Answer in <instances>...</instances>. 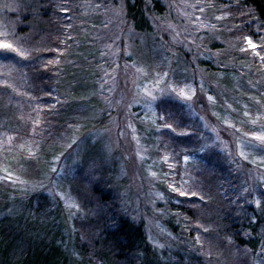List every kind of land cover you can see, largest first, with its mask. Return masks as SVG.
I'll list each match as a JSON object with an SVG mask.
<instances>
[{
	"label": "rangeland",
	"instance_id": "374dc122",
	"mask_svg": "<svg viewBox=\"0 0 264 264\" xmlns=\"http://www.w3.org/2000/svg\"><path fill=\"white\" fill-rule=\"evenodd\" d=\"M75 1L69 47L54 79V102L71 108V122L45 146L17 137L19 120L35 102L40 46H50V30L39 26L43 1L0 0V45L15 50L0 48V184L12 198L45 197L38 230H56L68 253L75 252L74 220L85 223L102 211L97 184L117 196L120 214L141 224L166 260L264 264V31L253 39L242 29L229 9L233 3L239 10L237 0H158L162 14L142 0L143 15L136 17L130 12L135 0ZM26 9L33 34L19 35L9 12ZM160 101L181 104L187 122L162 124ZM215 152L227 169V209L236 206L248 223L243 234L256 240L254 251L216 247L208 260L211 248L205 251L178 210L188 197L179 191L203 194L209 216L217 215V180L194 187Z\"/></svg>",
	"mask_w": 264,
	"mask_h": 264
},
{
	"label": "trees",
	"instance_id": "16d2710c",
	"mask_svg": "<svg viewBox=\"0 0 264 264\" xmlns=\"http://www.w3.org/2000/svg\"><path fill=\"white\" fill-rule=\"evenodd\" d=\"M42 1L39 26L50 30L51 34L47 36L50 46L48 48L40 46V53L44 59L34 66V81L37 84L34 92L37 93L31 96V99L34 98L35 102L31 107L30 116L25 115L19 120L21 127L17 137L18 140L25 138L33 144L41 142L48 146L62 137L64 130H68V122H71L68 121L70 116L68 109L71 108L60 109L54 102V86L56 85L54 79L59 69L57 61L63 55L66 46L69 47V30L75 24L73 15L77 12V4L75 0ZM140 2L142 0H135L130 8L132 17L138 14L143 15L141 11H138ZM151 2L154 12L162 14L164 5L158 0H151ZM237 2L239 7L237 12L233 11V3L229 8L233 12L232 16L243 27L242 29L249 30L252 38L255 39L258 30L264 31V0H237ZM28 9L22 13L9 12V18L15 23L19 35L33 34ZM238 13L239 21L236 18ZM137 28L144 30L148 28V25L145 27L137 25ZM34 39L37 40V37ZM157 114L162 124L170 123L175 128L180 123L172 121V118L183 119L184 121L181 122L184 124L188 119L183 106L171 101L158 102ZM171 139L175 143H186L181 136H171L170 141ZM192 140L194 141L195 138ZM218 155L219 152H215L206 163L207 165L198 171L197 181L194 183V187L198 190L205 183L217 180L215 182L218 183V186H215L217 191H214L217 192L215 196L218 199L217 215L209 216L208 198L199 193L196 197L189 195L178 208L182 216H185V219L196 229L192 232L201 238L205 251L211 248L208 260H213V253L217 248L220 251L222 248L238 250L240 254L247 247L254 251L256 240L255 236L245 237L243 234L248 223L244 218L241 219L238 211H235L236 206L232 204L227 209L226 196L222 195V189L227 184V178L224 175L227 169L224 165H220ZM216 165L217 167L213 168ZM93 188L96 201L102 206V211L85 223L74 220L75 252L68 253L63 247L64 244L54 234L56 230L54 231L52 227H49L48 233H41L38 230L40 220H43L42 216L46 212L44 207L48 203L45 197L41 195L37 199L33 196L26 199L12 198L8 194L9 188L0 184V212L5 213L0 218V264H182L178 260L173 262L166 260L149 243L144 227L127 220L120 214L117 196L110 189L97 184H93ZM204 190L205 187L202 191ZM219 200L224 201L222 206ZM34 201L37 202L36 205ZM209 230L217 232L219 237L208 236L212 234ZM193 264L209 263H204L199 256Z\"/></svg>",
	"mask_w": 264,
	"mask_h": 264
},
{
	"label": "snow or ice",
	"instance_id": "6c2138e0",
	"mask_svg": "<svg viewBox=\"0 0 264 264\" xmlns=\"http://www.w3.org/2000/svg\"><path fill=\"white\" fill-rule=\"evenodd\" d=\"M248 43L252 46V48H256L257 47L256 44L252 43L251 39L248 40ZM0 48L12 49V45L11 44H3V45H0ZM12 50H14V49H12ZM19 55L23 56L24 53L23 52H19ZM166 127L171 128L172 126L171 125H166ZM260 139L264 140V137H260ZM173 190L174 191H179V189H176V188H174ZM179 195H181V196H189V195H191L193 197H196L198 194L196 192L189 193V192L179 191ZM200 199H203V197H200Z\"/></svg>",
	"mask_w": 264,
	"mask_h": 264
}]
</instances>
